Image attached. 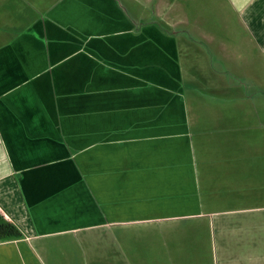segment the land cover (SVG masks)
<instances>
[{
    "label": "crops",
    "instance_id": "0c3cea01",
    "mask_svg": "<svg viewBox=\"0 0 264 264\" xmlns=\"http://www.w3.org/2000/svg\"><path fill=\"white\" fill-rule=\"evenodd\" d=\"M208 9L264 55V0H0V264H264L254 135L184 81Z\"/></svg>",
    "mask_w": 264,
    "mask_h": 264
},
{
    "label": "rangeland",
    "instance_id": "374dc122",
    "mask_svg": "<svg viewBox=\"0 0 264 264\" xmlns=\"http://www.w3.org/2000/svg\"><path fill=\"white\" fill-rule=\"evenodd\" d=\"M208 11L203 30L202 18H195V10L191 13L193 17L188 26L192 34H186L191 44L184 46L186 55L183 58L187 59L184 68L188 73L182 74L186 83H195L197 90L201 89L204 107L200 111L206 120L201 130L211 135V131L225 127L222 122L226 118L238 116L228 127L254 135L250 160L259 167H255L254 175V192H258L257 183L264 176V55L231 13H225L222 18L219 11L216 16ZM200 36L208 43L201 41ZM193 66H200L202 71ZM198 72L202 76L199 81Z\"/></svg>",
    "mask_w": 264,
    "mask_h": 264
},
{
    "label": "trees",
    "instance_id": "16d2710c",
    "mask_svg": "<svg viewBox=\"0 0 264 264\" xmlns=\"http://www.w3.org/2000/svg\"><path fill=\"white\" fill-rule=\"evenodd\" d=\"M23 238V233L9 221L0 222V241L17 240Z\"/></svg>",
    "mask_w": 264,
    "mask_h": 264
}]
</instances>
